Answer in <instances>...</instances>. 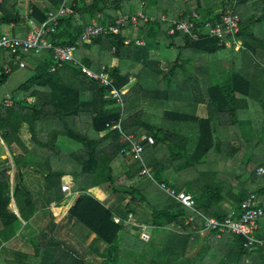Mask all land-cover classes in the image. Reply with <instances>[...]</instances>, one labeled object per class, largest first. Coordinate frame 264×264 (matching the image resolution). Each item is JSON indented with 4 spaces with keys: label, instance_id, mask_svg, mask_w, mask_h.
<instances>
[{
    "label": "trees",
    "instance_id": "trees-1",
    "mask_svg": "<svg viewBox=\"0 0 264 264\" xmlns=\"http://www.w3.org/2000/svg\"><path fill=\"white\" fill-rule=\"evenodd\" d=\"M19 1L4 0L0 4V33L11 27V37L25 38L33 29L42 26L48 13L57 10L63 2L24 0L27 13L23 14ZM142 2L147 6L142 7ZM69 6L72 15L61 21L51 37L56 47L75 46L94 22L99 27L109 28L120 18H132L139 12L145 16L155 14L158 18L155 22H140L135 29L128 23L119 35L95 37L75 54V59L91 70L99 72L105 67L113 79L114 89L121 95L122 108L107 98L103 86L87 79L81 67L72 63L60 66L52 51H44L41 56L22 54L25 68L33 75L12 92L13 105L2 108L0 114V143L3 142L12 154V165L10 160L0 162V250L16 237L21 221L29 223L36 215L37 208L23 173L25 169H34L44 178L49 204L56 206L64 200L62 179H72L74 191L68 212L75 221L73 231L77 233L74 237L86 245L84 241L88 242L91 235L96 234L95 242L108 246L103 254L104 261L98 264H121L122 246L130 255L145 258L143 264H168L150 256L154 254L148 252L151 240L145 243L140 235L130 233L132 226L126 225L130 215L156 230L164 228L176 232L181 226L182 233L188 234L196 222L186 224L190 212L171 198L174 205L167 209L155 208L149 203L142 208L140 203L145 202L146 196L136 184L145 165L151 167L157 182L168 183L171 181L168 172H185L208 161L213 152L219 154L227 133L221 134L218 130L219 116H230L238 124L239 113L248 108L251 98H255L264 114V0H239L235 6L231 0H76L70 1ZM233 7L241 19L237 35L241 44L231 42L228 46L225 41L212 38L194 41L188 36L170 37L167 34L169 26L161 22L164 15L173 19L191 13L199 15V22H216ZM126 30L137 32V39L142 40L144 46H138L136 40L126 45L127 39L133 37L125 38ZM162 48L179 53L167 70L161 69L158 61L151 58L153 51ZM113 49L116 50L114 54ZM221 50H226L225 56L215 59L213 55ZM1 54L4 64L0 68V86H3L17 67L14 56L9 52ZM9 66L12 70L7 72ZM184 67L188 74L178 76L176 71ZM205 103L209 104L210 116L200 118L198 108ZM243 125H247L246 121ZM24 126L28 127L36 148L50 152L51 156L44 163L35 162L36 152H31L23 142ZM120 128L143 145L144 163L122 153L127 145L121 143ZM148 136L155 139L154 145L144 139ZM65 141L80 145L82 149L65 155L62 152ZM255 155L252 160L243 157L248 164L260 161L257 168L255 165L251 169L252 176L242 183L261 196L264 188L257 187V182L264 176H258L257 169L264 167V148ZM120 169H123L121 175ZM121 177L125 180L122 185L119 183ZM244 178L242 175L238 179ZM213 182L201 185L189 176L180 183L182 185L177 184V180L174 184L178 189L187 187L189 191H197L198 208L206 215L224 220L230 211L240 212L248 191L236 193L232 207L226 208L222 206L226 197L223 187L215 178ZM119 186H125V191ZM97 188L105 190L109 195L107 200L100 198ZM123 193L133 196L126 205L119 200ZM114 199L117 200L110 206ZM12 201L19 216L9 209ZM117 216L121 223H116ZM123 231L127 233L125 239L121 238ZM228 237L237 243L238 262L239 258L249 255L241 238L230 234ZM35 239H38L35 256L13 252L15 262L6 263L42 264L35 258L39 261L46 255V249L41 245L42 238ZM259 239L264 240V237ZM261 249L258 253L264 254ZM55 257L63 260L60 254L52 256ZM73 261L75 264H96L79 257H74Z\"/></svg>",
    "mask_w": 264,
    "mask_h": 264
},
{
    "label": "crops",
    "instance_id": "crops-1",
    "mask_svg": "<svg viewBox=\"0 0 264 264\" xmlns=\"http://www.w3.org/2000/svg\"><path fill=\"white\" fill-rule=\"evenodd\" d=\"M88 1H91V0H88ZM19 4L22 5V11L24 12L23 14H26L27 13L26 2H24V0H20ZM143 6H147V3L142 2V7ZM227 10H229V4H228ZM147 16L149 18H154V19L158 18V16H156L155 14L147 15ZM164 17H166L169 20L175 21L184 16L181 15L178 18H173V19L168 18L166 15H164ZM11 29H12L11 27L3 29L0 33V37H1V34L2 36L3 35L11 36L12 35ZM123 35L125 36V38L129 37V35L133 36L132 38L129 37L127 39L126 45H129L133 40H136V44L138 46H144L145 44L142 40L137 39L138 37L137 32H132V30H126L123 33ZM236 43L241 44V41L237 39ZM230 45H231V42L228 46ZM161 50H158V51H161ZM158 51H153L152 53H155ZM1 53L2 52H0V68L4 64L3 59L1 58L2 57ZM112 54L114 53L112 52ZM79 64H80L79 67H81V69L82 67H86L80 62ZM102 69H105V67H103ZM7 70L11 71L12 68L9 66ZM17 70L26 71V68L19 69L17 67L15 71ZM91 71H94V70H91ZM13 73L14 71L12 72V74ZM13 78H14L13 76L12 77L10 76L8 81L11 79L13 80ZM27 80H23V78L22 79L18 78L16 81L17 86L14 87V90L17 89L20 85H22ZM8 81L6 82V84L0 87V90L3 87H7L5 90L0 91V106L3 102V99L7 95H10L12 98V92L14 90L13 88H8L9 87ZM254 108L259 109V104L255 100V98H251L250 105L248 106V108L241 110L238 116V119L241 121V124H243L244 121L248 123L247 133L243 131L246 126L242 128L241 127L238 128V125L234 118H231L230 116H227V115L222 116V117L219 116L221 119L218 118L219 120L218 130H220L221 134L223 133L225 134L227 132L226 135L222 139L223 146L220 149L221 150L219 152L220 155L217 152H213V154L208 157L207 159L208 161L203 163V164H206L205 172L212 173L213 176L211 175V177L215 178V180L220 184V186L223 187V194L226 197H225V201L222 203V206L226 208L232 207L233 199L235 197L234 195L236 193L240 191L241 192L248 191L247 192L248 196L254 193L253 192L254 190H251L250 186L242 183L247 178H244V180L238 179L240 176L229 172L230 169L234 170L233 168L235 167V164H236L235 161L237 158L239 157L243 158L246 153L258 154L264 148V131L262 132V130H264V124L261 126H259L258 124L257 125L250 124V120L252 116L250 112L251 111L253 112ZM197 115L200 118H208L210 116L209 104L208 103L200 104ZM25 133L27 134V136L29 135L27 126H24L22 129V134H21L22 138H23V135H25ZM25 137L26 135L24 136V138ZM252 139H253V142L250 146H248L247 144H244L245 142L250 143ZM259 139L261 143L260 142L257 143ZM71 144H74V143H71ZM64 145L65 146L63 150L70 149L69 146L67 147L66 142ZM76 146H77V149L74 147L72 149L77 150V151L82 149L80 145H76ZM245 148L247 149L250 148V149L248 151ZM28 149L30 150V148ZM218 150L219 149H217L216 151ZM7 156L11 158L12 154L10 150L5 146V144L1 142L0 143V158L1 157L5 158ZM256 168H257V165H256ZM260 168L264 169L263 166L259 167L258 169ZM25 176L26 174L24 175V180H25ZM37 176L42 178V183H43L41 186L42 191L39 193H36V197L30 191L33 197V201L37 208L36 215L29 223L21 221L20 229L16 237L13 240H11L9 243L4 245L3 247L4 249L0 250V263L7 264L6 263L7 261L8 263H14L15 258L13 256V252L27 253L29 255L35 256V247H37L35 244L38 243V239L37 240L35 239L36 237L42 238L41 245L43 246L44 249H46L44 251L46 255L44 254L41 258H39V261H38V258H35V261L37 263L38 262L42 264L57 263L59 261V258H56V257L52 258L53 255H57V254H60L61 259L65 258L68 260L70 259L73 260L74 257H79L80 259L86 260L88 262H93L96 264L102 263L104 261L103 254L107 251L108 247L105 244H97L95 242L97 239L96 234L91 235V238L86 243V245H83L80 241H77L74 237L75 233H77L76 231H73L75 221L74 219L70 217L69 212H68L70 208L69 204H70L72 194L74 191V187L71 181L72 179L70 177H65L62 179V183H61L62 186L70 187V192L68 194L62 193L64 200L60 202L58 206H56L55 203L49 204L50 196H49L48 191L46 190L44 178L41 175H37ZM150 181L156 185V183L153 180L145 176L141 177L138 181V185L142 188L143 193L145 192L144 195L146 196L145 202L140 203L142 208L147 207L148 203L151 204L152 207L159 208V209H167L171 205H174L172 204L173 202H171L172 198L169 197L164 192H163L164 194L161 193L162 191L158 189L159 187L157 185L156 187L152 186L150 184L151 183ZM174 182L176 183V181L169 180L168 184L177 188ZM242 185L247 189H245ZM95 190H98L96 193L100 196V198H103L105 200L108 199L109 195L105 192V190L101 188H97ZM179 190L186 191L193 196H195L196 193H198L197 191L194 192L195 190L189 191L187 187H183L182 189H179ZM263 197L264 195L258 196L259 201L262 204L264 203ZM129 202L130 201H126V203H129ZM12 203H14V201H12ZM114 203H115V200H113L110 206H112ZM15 214L19 216L18 210L17 212H15ZM189 218H190V214H189ZM131 219H129L130 220L129 222L131 224L128 225V226H132L130 233L133 234L134 232H136L138 235L139 233L142 232L141 227L138 226L137 224L146 227V232L148 233L151 243H152L150 246L151 247L150 251L148 252L150 253L151 251H153L154 254H150V256L152 258L160 259L159 261H162L168 264H264V254L258 253L257 250L253 252H249V255H247L246 257L239 258L240 261L238 262V258L236 256L237 243L235 242V240L231 237H228V234L221 235V237H218L217 233L205 231L200 221H196V225H194L193 228H191L190 233L188 234V233H182L184 231L181 228V226H178V229L176 232L171 231V230H166L164 228L160 230H156L155 228H150L147 225L141 224L134 217ZM135 221L138 223H136ZM257 234H258V237H264V217L259 221V227H258ZM126 235H125V238H126ZM32 240L34 241L32 242ZM148 242H145V243H148ZM3 250L5 251L3 252ZM261 250L264 251V249H261ZM131 257L136 258L140 260L141 262L145 260V258L141 256H131ZM72 263L75 264V261H73ZM126 264H131V263H126Z\"/></svg>",
    "mask_w": 264,
    "mask_h": 264
},
{
    "label": "built area",
    "instance_id": "built-area-1",
    "mask_svg": "<svg viewBox=\"0 0 264 264\" xmlns=\"http://www.w3.org/2000/svg\"><path fill=\"white\" fill-rule=\"evenodd\" d=\"M3 1L4 0H0V4H2ZM70 1L76 0H63L57 10L48 13L46 22L42 26L33 29L26 38H14L9 35L1 36L0 52H9L14 56V66L19 69H25L22 54L41 56V54L47 50L53 52L55 60L60 66L62 63H72L75 66H80L79 62L75 59V54L84 44H90L93 38L99 36L119 35L121 29L128 23L135 29L140 22L148 23L157 20L156 18H149L148 16L143 15L142 12H139L137 16L132 18H120L115 25L110 26L109 28L99 27L98 24L94 22V25L83 33L81 39L75 46L56 47L52 43L51 37L56 34L61 21L72 15L73 11L69 6ZM231 1L235 6L239 0ZM199 20L200 18L197 13H191L189 16L182 17L175 21L169 20L164 16L161 18V22L169 26L167 34L170 37L176 35L188 36L194 41H199L204 38H212L219 41H225L226 45H229L230 42H237L241 19L235 11V7H233L231 11L225 12L221 15L219 21L199 22ZM112 52L115 53L116 50L113 49ZM82 70L86 78L99 83L107 90L108 99L116 101L119 107H123L121 95L116 89H114L113 80L105 69H102L100 72H94L86 67H82ZM7 72H10V70H7ZM12 105L13 100L10 95H7L0 106V114L2 108H9ZM119 130H121V128ZM144 139L151 145L155 144V139L151 136L144 137ZM121 143L127 145L122 150L124 155L133 157L135 160L144 163L145 148L143 145L135 141L134 135L123 134ZM141 175L153 180L162 192L190 211V218L186 221V224L200 221L205 231L217 233L218 237L230 234L234 235V237L241 238L244 241L243 248L248 252H253L264 247V240L259 239L257 234L259 221L264 217V203L262 204L259 201L258 195L254 193L250 194L241 203L240 212L232 210L224 220H221L217 217L206 215L201 211L198 208V202L195 196L186 191L179 190L168 183L157 182L153 177L152 169L147 165L142 169ZM257 175L264 176V169H258ZM69 192L70 187H61V193L68 194ZM115 221L116 223L122 222L119 217H115ZM130 224V222L126 223L127 226ZM137 225L142 229L141 240L148 242L150 237L146 232V227L139 224Z\"/></svg>",
    "mask_w": 264,
    "mask_h": 264
},
{
    "label": "rangeland",
    "instance_id": "rangeland-1",
    "mask_svg": "<svg viewBox=\"0 0 264 264\" xmlns=\"http://www.w3.org/2000/svg\"><path fill=\"white\" fill-rule=\"evenodd\" d=\"M225 54H226V50H223V51L221 50L217 54L213 55V57H215V59H218V58H222L223 56H225ZM178 55H179V53H178L177 50H165V49H162L161 51H158V52H155V53H151V58L153 60L158 61L159 67L161 69L167 70L170 67H172V65L174 64V62L178 58ZM208 57H210V56H208ZM181 58L182 57H179V59H181ZM179 62H180V60H179ZM176 72L179 74L178 76H180V75H182V73H185V72H187L186 74H188L189 71H188L187 67H184V69H180V71L177 70ZM32 75H33V73L30 71V69H26V71H24V70L14 71V73L11 75V77L13 76L14 78H13V80L11 79V80L8 81V84H9V87L8 88H13V90H14V87L17 86L16 85V81H17L18 78L19 79H22L23 78V80H27ZM6 88L7 87H3L0 91L5 90ZM250 114L252 115L251 116V120H250V124H256V125L258 124L259 126H261V125L264 124V114L262 113V110H261V106L260 105H259V109L258 108H254L253 109V112L251 111ZM244 123H245V121H244ZM246 124L248 125V123H246ZM237 125H238V128H240V127L242 128V127L246 126L243 131L245 133H247V125L241 124V121L240 120L238 121V124ZM249 126H251V125H249ZM119 131H120V140H121L123 134H125V133H124V130L123 129H121ZM25 135H26V137L24 138ZM25 135H23L22 140L25 143L26 147L30 148V151L31 152H36V154L34 156L35 162H37V163H40V162L44 163L45 162L44 160L46 158H48L49 156H51L50 155V152H47L45 150H42L41 148H36V146L31 142L30 136L28 135L29 136L28 137L26 133H25ZM65 142L67 144V147L69 146L70 149L63 150L62 151L63 154L70 155V154H73V153H75L77 151V150H73L72 149L73 147L77 149V146L76 145L71 144L70 142H67V141H65ZM252 142H253V139L250 141V143L245 142L244 144H247L248 146H250L252 144ZM245 149H247V148H245ZM249 149H247V150L249 151ZM18 154H19V152H18ZM245 156L247 158H250L251 160L253 158H256V155L255 154L253 155V153H246ZM245 159L246 158H244V160H243V158H241V157L237 158L236 161H235L236 162L235 167L233 168L234 170L230 169L229 172L230 173H233L235 175H238V176L244 175L245 178H247V177L249 178L250 176H252L251 169L255 165H257V163H259L260 160H257L256 162H252V163L248 164V161H245ZM7 160H10V164L12 165V157L10 158V157L7 156L5 158H3V157L0 158V162H5ZM42 163H40V164H42ZM203 163L198 164L195 167H191V168H189L185 172H181L180 173V172H173V171H171V172H168L167 175L171 178L172 181H176L177 180V184H180L181 182H184L185 177L186 178H189V176H190V177H194L195 179H197L198 182L201 183V185H206V184L207 185H212L214 183L213 182L214 178L211 177V173H209V174H208V172L207 173H204L205 170H206V164H203ZM260 164H261V162H260ZM115 167L118 168L119 165H116ZM122 171H123V169H120L119 170L120 175L122 174ZM202 172L204 173L203 175H201ZM23 173H24V175L26 174V176H25V184H26V186L29 188V190L36 197V193H39V192L42 191V187L41 186L43 184L42 183V178L39 177V176H37V175H41L42 176V174L35 172L34 169H25V170H23ZM36 173H37V175H36ZM11 178H12V182H13V173H11ZM124 182H125V180L123 179V177H121L119 179L120 185H122V183H124ZM180 185H182V184H180ZM61 186H62V184H61ZM136 186L138 187L139 185L136 184ZM119 187L120 188H123V191H125V186H119ZM257 187L264 188V177H262V178H260L258 180ZM120 198H122V199H119V200H121L122 203L124 205H126V204H128V203H126V201H130L131 202L133 196L126 195V194L123 193V196L120 197ZM114 200H117V199H114ZM9 209L11 211H13L14 213L17 212L14 203L11 204V206L9 207ZM133 217L134 216L131 214L130 215V219L133 218ZM136 223H138V222H136ZM125 235H126V231H123L121 238L124 239L125 238ZM133 235H137V233L134 232ZM138 235H140V237H141V233H139ZM80 241L82 242V240H80ZM86 243H87V240L84 241V244H86ZM19 246H21V245H19ZM122 249H123V251H122V261H121V264H126V263L143 264L140 260H138L136 258H132L131 257L132 255L129 256L130 254L127 253V252H125L123 246H122ZM72 262H73L72 259L68 260V259H65L64 258L63 260L58 261L56 264H74Z\"/></svg>",
    "mask_w": 264,
    "mask_h": 264
}]
</instances>
